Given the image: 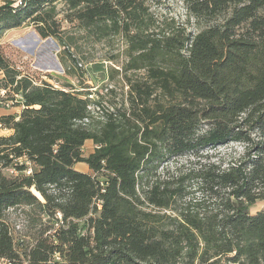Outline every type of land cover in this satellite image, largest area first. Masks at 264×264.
<instances>
[{"label": "trees", "instance_id": "16d2710c", "mask_svg": "<svg viewBox=\"0 0 264 264\" xmlns=\"http://www.w3.org/2000/svg\"><path fill=\"white\" fill-rule=\"evenodd\" d=\"M157 1L0 0V102L21 108L0 116V264H264V0H183V20ZM24 26L70 74L80 40L118 38L124 100L25 73L1 43ZM230 142L246 151L226 168L161 173Z\"/></svg>", "mask_w": 264, "mask_h": 264}, {"label": "rangeland", "instance_id": "374dc122", "mask_svg": "<svg viewBox=\"0 0 264 264\" xmlns=\"http://www.w3.org/2000/svg\"><path fill=\"white\" fill-rule=\"evenodd\" d=\"M158 4L152 9L159 17H175L178 20L185 19L186 11L183 0H158ZM2 46L12 61L17 63L25 73L33 74L38 80L48 81L57 87H65L72 84L79 91H89L94 93L90 98L102 101L105 108H111L112 103H120L124 100L128 87L121 80L122 74L109 78V69L115 67L119 69L120 63L108 59L110 55L118 58V54L124 49L122 41L115 38L111 44L96 43L93 41L80 40V48L75 50L77 61H73L66 55V62L71 70L76 74H70L61 62V46L54 38L42 39L32 26L13 28L3 32L1 37ZM116 58V59H117ZM126 56H121L118 62H126ZM23 65V66H22ZM144 71L129 73L134 79L143 77ZM6 91L1 95L6 97ZM98 93V94H97ZM19 99V98H18ZM21 108L13 101L7 100V106L0 102V116L8 113H17ZM101 112L95 113L98 119ZM12 133L9 129L0 126V136H8ZM94 143L88 141L84 147V154L88 155L94 150ZM246 151V145L241 142H230L217 146L205 152L204 156L197 159L194 157H184L174 162L166 164L161 170L162 175L175 174L180 171L186 173L189 169L200 167L205 163H216L223 168L235 160H239ZM76 168L88 169L86 164H77ZM264 209V200H259L252 208L251 212ZM12 221L22 225L23 216L21 212L10 211ZM16 229H19L18 226ZM17 235V233H16Z\"/></svg>", "mask_w": 264, "mask_h": 264}, {"label": "built area", "instance_id": "2783aa9c", "mask_svg": "<svg viewBox=\"0 0 264 264\" xmlns=\"http://www.w3.org/2000/svg\"><path fill=\"white\" fill-rule=\"evenodd\" d=\"M10 172H14V169H10ZM27 173H31V170L27 171ZM57 258L59 259L58 255H57Z\"/></svg>", "mask_w": 264, "mask_h": 264}, {"label": "crops", "instance_id": "0c3cea01", "mask_svg": "<svg viewBox=\"0 0 264 264\" xmlns=\"http://www.w3.org/2000/svg\"><path fill=\"white\" fill-rule=\"evenodd\" d=\"M84 171H88V169H83Z\"/></svg>", "mask_w": 264, "mask_h": 264}]
</instances>
